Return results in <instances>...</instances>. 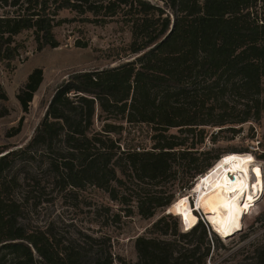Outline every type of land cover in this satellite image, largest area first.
<instances>
[{
    "label": "trees",
    "instance_id": "1",
    "mask_svg": "<svg viewBox=\"0 0 264 264\" xmlns=\"http://www.w3.org/2000/svg\"><path fill=\"white\" fill-rule=\"evenodd\" d=\"M161 1L0 0L1 62L17 57L14 37L22 31H33L38 50L56 47L53 28L63 9L91 13L94 22L117 18L130 31L127 61L71 73L56 87L30 140L17 149L0 145V264H205L210 247L200 219L188 231L175 229L176 238L136 237L137 260L127 262L111 251L107 235L77 230L57 238L52 225L30 226L15 194L20 174L31 179L24 170L45 155L48 170L65 186H94L122 205L124 216L136 208L148 218L157 209H169L175 199L161 195V188L146 193L142 184L160 182L175 155L186 162L194 148L184 139L174 141L169 128L191 133L212 126L220 131L259 119L264 110V0ZM41 82L42 70L35 68L16 93L24 112ZM5 100L0 84V101ZM237 104L242 110H236ZM96 109L112 118L122 115L130 124L149 125L152 146L122 147L111 135L112 123L95 128ZM7 113L3 106L0 117ZM20 129L19 124L10 135ZM220 158L215 155L187 170L181 187L201 175L200 180ZM166 217L173 216H162L153 227ZM187 238L194 242L180 243ZM250 264H264V244Z\"/></svg>",
    "mask_w": 264,
    "mask_h": 264
},
{
    "label": "rangeland",
    "instance_id": "2",
    "mask_svg": "<svg viewBox=\"0 0 264 264\" xmlns=\"http://www.w3.org/2000/svg\"><path fill=\"white\" fill-rule=\"evenodd\" d=\"M149 1L162 4L161 0ZM93 18L91 13L79 14L70 9L60 10L57 15L60 22L53 28L58 42L56 47L46 46L38 50L31 30L22 31L14 37L15 43L18 44L17 57L10 63L0 61V84L7 96V100L0 101V109L4 106L8 112L0 117V145L17 149L30 140L56 87L71 73L100 70L127 61L129 29L117 18L106 19L105 22H94ZM35 68L42 70V82L33 95L28 110L24 112L16 99V93ZM239 109L242 110L237 104L236 110ZM104 122L113 124L114 131L111 135L122 147H133L136 144L150 147L153 144L150 140L152 131L149 125L130 124L122 115L112 118L96 109L95 128H100ZM19 124V133L11 136L12 129ZM228 127L234 129H225ZM179 128H169L167 134L174 135V141L180 142L184 139L187 147H194L190 149L188 160L182 163L179 156L175 155L167 175L158 183L146 181L142 184L143 188L147 189L146 193L161 188V195L172 194V200L175 201L184 195L190 201L192 195L196 204L197 198L190 187L200 177L192 178L186 187L182 188L181 185L185 181L182 178H188L184 174L187 170L211 161L215 155L223 157V154L230 152L249 153L253 158L250 169H253L254 165L260 168L262 186L259 187L254 176L249 175L253 183V201L248 207L249 210L243 214L240 227L227 231L220 223H209V220L205 219L207 206L198 207L196 210L192 206V211L194 210L197 221L200 219L207 229L210 253L205 259V264L252 263L257 248L264 244V110L257 120L228 125L220 131V128L212 126H199L191 133L185 132V129L180 131ZM199 130H203V133ZM181 164H184L185 170H182ZM24 172H27L31 179L23 180L24 173H21L20 186L15 194L22 202L25 221L30 226L45 228L52 225L53 234L57 238L72 236L77 230L95 237L107 235L110 238L111 251L127 262L137 260L134 248L136 237L176 238L173 232L175 229L179 228L185 232L193 227H189L190 215H175L163 209H157L153 216L145 218L133 208L129 216H124L122 205L111 201L103 190L91 185L83 188L65 186L60 176H55L48 170V158L45 155L37 156ZM260 191L258 198L254 200ZM169 213L173 217H166L157 228L153 227L155 222ZM163 231L167 234H162ZM186 241L194 242L187 238L180 243Z\"/></svg>",
    "mask_w": 264,
    "mask_h": 264
},
{
    "label": "bare ground",
    "instance_id": "3",
    "mask_svg": "<svg viewBox=\"0 0 264 264\" xmlns=\"http://www.w3.org/2000/svg\"><path fill=\"white\" fill-rule=\"evenodd\" d=\"M220 159L193 187V193L197 198L194 210L207 206L205 219H208L209 223L213 225L220 223L225 230L234 231L241 225L243 218V215L240 218L241 212L249 210L248 207L253 201V194L250 190L246 194L247 177L252 174L261 187V171L256 165L250 169L253 158L249 153H230L223 156L222 160ZM231 173L234 175L233 180L227 178ZM240 197H242L241 204H238ZM167 210L175 215L180 213L190 215L189 227L194 226L197 221L186 195L176 200Z\"/></svg>",
    "mask_w": 264,
    "mask_h": 264
},
{
    "label": "water",
    "instance_id": "4",
    "mask_svg": "<svg viewBox=\"0 0 264 264\" xmlns=\"http://www.w3.org/2000/svg\"><path fill=\"white\" fill-rule=\"evenodd\" d=\"M191 190H193V188H192ZM190 204H192V206L194 207L193 202H192V195H191V197H190ZM166 211H167V210H166Z\"/></svg>",
    "mask_w": 264,
    "mask_h": 264
}]
</instances>
